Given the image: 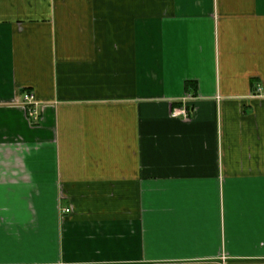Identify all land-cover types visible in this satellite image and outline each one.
<instances>
[{"label":"crops","instance_id":"1","mask_svg":"<svg viewBox=\"0 0 264 264\" xmlns=\"http://www.w3.org/2000/svg\"><path fill=\"white\" fill-rule=\"evenodd\" d=\"M0 264H264V0H0Z\"/></svg>","mask_w":264,"mask_h":264},{"label":"built area","instance_id":"2","mask_svg":"<svg viewBox=\"0 0 264 264\" xmlns=\"http://www.w3.org/2000/svg\"><path fill=\"white\" fill-rule=\"evenodd\" d=\"M35 98L32 94H26L25 97H24V102L26 104H34ZM35 113L34 112H31V115H34ZM178 115H183L185 118L188 117V113L186 110H181L179 112H174V116H178ZM66 213H69L70 212V209H66L65 210Z\"/></svg>","mask_w":264,"mask_h":264}]
</instances>
